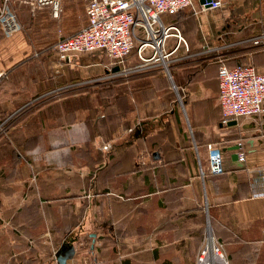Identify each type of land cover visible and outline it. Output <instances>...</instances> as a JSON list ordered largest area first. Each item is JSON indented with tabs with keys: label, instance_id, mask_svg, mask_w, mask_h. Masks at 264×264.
<instances>
[{
	"label": "crops",
	"instance_id": "obj_1",
	"mask_svg": "<svg viewBox=\"0 0 264 264\" xmlns=\"http://www.w3.org/2000/svg\"><path fill=\"white\" fill-rule=\"evenodd\" d=\"M37 1L9 0L17 29L9 36L0 30V120H13L12 140L2 145L14 151L11 164L2 161L0 264L55 262L65 242L85 250L68 264H182L195 259L205 227L225 243L230 264H264V114L221 125L215 65L264 72V50L248 41L264 33L261 2L234 0L216 10L195 3L162 15L186 47L172 52L169 38L166 58L140 70L144 33L137 28L120 85L104 96L39 101L62 85L120 71L102 54L58 63L52 48L85 25L88 0H56L57 17ZM250 11L256 19L236 23ZM208 145L221 150L224 170L202 179ZM239 152L243 163L233 159ZM53 217H62V228L42 225ZM126 247L136 249L131 257L122 255Z\"/></svg>",
	"mask_w": 264,
	"mask_h": 264
},
{
	"label": "built area",
	"instance_id": "obj_2",
	"mask_svg": "<svg viewBox=\"0 0 264 264\" xmlns=\"http://www.w3.org/2000/svg\"><path fill=\"white\" fill-rule=\"evenodd\" d=\"M232 1L234 0H225V2L224 0H88L85 8V25L75 34L61 37L52 50L58 63L62 65L80 54H102L121 72L124 61L135 48V30L140 28L144 33V39L139 41L136 54L143 63L139 69H147L146 66L149 63H156L166 58L165 44L169 38L176 40L172 52L176 51L180 45L186 47L179 28L174 25H165L161 20L162 15H176L192 8L194 3H197L203 10H216ZM37 3L39 5L51 4L52 15L57 17L59 4L56 0H38ZM15 18L10 11L9 0H2L0 30L4 35L9 36L16 31ZM248 41L253 48L264 50V33ZM146 49L151 51L149 58L142 56ZM3 76L4 74L0 73V79ZM217 78L221 125H228L239 118L264 114V72L258 71L250 64L231 68L221 64ZM62 88L66 89V87ZM62 88L45 93L38 100L44 101L59 96ZM206 151L207 166L205 172L200 170L202 179L205 173L219 175L224 170L221 150L214 145H208ZM237 157L238 162H244L243 153L239 152ZM210 234L214 241L215 251L221 253L225 264H228L223 247L215 239L211 229ZM206 244L202 250L200 249L201 251H198L195 264H199Z\"/></svg>",
	"mask_w": 264,
	"mask_h": 264
},
{
	"label": "rangeland",
	"instance_id": "obj_3",
	"mask_svg": "<svg viewBox=\"0 0 264 264\" xmlns=\"http://www.w3.org/2000/svg\"><path fill=\"white\" fill-rule=\"evenodd\" d=\"M250 1V0H249ZM256 0H251L250 4L254 3ZM261 2L259 3V8L257 11L261 12V14H264V0H258V2ZM195 4V3H194ZM257 11H250L244 15H240V16H235L237 17L235 19L236 23H240V24H245L247 25L248 23L245 22V21H249L251 22L253 19H256L257 17H255L254 14H256ZM207 19V18H205ZM250 27H253L250 25ZM184 38V37H183ZM95 54V53H94ZM92 55V54H91ZM216 64V69L218 68L219 65H221V63L219 62H215ZM106 66V65H105ZM107 69V67H106ZM1 73V72H0ZM121 81H122V74L121 72L119 74H116L114 76H111V75H106V74H102L100 75L99 77L97 78H94V79H91V80H87V81H83V82H79L78 84H73V86H70V87H67L66 85L62 87H66V89L62 88V96H65V95H71V94H74V93H85V92H90V91H94V95H97V96H103L105 94L108 93V89L113 85H120L121 84ZM119 90L120 91V94H121V86L119 89H116V91ZM58 97V96H56ZM55 98V97H54ZM53 99V98H52ZM30 107V105H27L23 108V110H28ZM13 122V120H1L0 121V187H1V179L2 177H4L6 174L4 172V168H2V161L3 159L6 161L5 162V165H7L8 163L11 164L12 161L14 160V151H13V148L11 146H6L4 147L2 145V143H5L7 141V143L9 142V139H11V136H7L6 135V132L9 128V125H11V123ZM189 134V133H188ZM6 135V136H4ZM189 136H191L189 134ZM115 143H118V139L115 141ZM75 149V148H73ZM117 153L118 152H114V159L116 160L117 159ZM206 164V161L204 158H200L199 160V175H200V170H202L203 172H205V166ZM167 169V168H166ZM121 195V194H120ZM56 218V219H55ZM55 219V221H54ZM46 222H47V218L45 219ZM48 221H49V217H48ZM41 225V224H40ZM43 226L46 227L49 226V229L52 230L53 228H62V217H53V222H49L48 223H43L42 224ZM48 229V230H49ZM206 232H207V229L205 227L204 229V233H203V237L201 238V244H200V247L198 248L197 252H196V255H195V259L194 260H182V264H195V261H196V257L198 255V251H201L202 248L205 246L206 244ZM49 238V234L45 237V239H48ZM67 244V242H65ZM64 243V244H65ZM55 244H56V241H55ZM54 244V245H55ZM69 244L73 245L71 242H69ZM56 246V245H55ZM74 246V245H73ZM86 249V248H85ZM201 249V250H200ZM55 250V249H54ZM77 253L75 254V256L77 255V258L78 260H81V258L84 256L85 257V250H84V247L82 245H78L77 246V249H76ZM136 249L135 248H131V247H126L123 249V253L122 255L124 257H131L133 255V252L135 251ZM140 252V250L138 249V253ZM52 252L50 253V255L52 256ZM190 254V253H189ZM120 256V255H119ZM184 259H186V257H184ZM190 259H191V255H190ZM47 263V262H46ZM47 264H56L53 260H51L50 263H47Z\"/></svg>",
	"mask_w": 264,
	"mask_h": 264
},
{
	"label": "bare ground",
	"instance_id": "obj_4",
	"mask_svg": "<svg viewBox=\"0 0 264 264\" xmlns=\"http://www.w3.org/2000/svg\"><path fill=\"white\" fill-rule=\"evenodd\" d=\"M207 244L206 248L201 256L199 264H225L224 259L221 256V253H217L214 249V241L210 231L207 232Z\"/></svg>",
	"mask_w": 264,
	"mask_h": 264
},
{
	"label": "water",
	"instance_id": "obj_5",
	"mask_svg": "<svg viewBox=\"0 0 264 264\" xmlns=\"http://www.w3.org/2000/svg\"><path fill=\"white\" fill-rule=\"evenodd\" d=\"M203 4V1H201ZM209 8V7H207ZM118 68L115 69L117 71ZM231 124V123H230ZM234 124V123H232ZM239 147H234L233 150H238ZM233 159H238L237 155H233ZM76 251L75 247L71 244H64L55 254V262L56 264H68L67 262L72 260L75 257Z\"/></svg>",
	"mask_w": 264,
	"mask_h": 264
},
{
	"label": "trees",
	"instance_id": "obj_6",
	"mask_svg": "<svg viewBox=\"0 0 264 264\" xmlns=\"http://www.w3.org/2000/svg\"><path fill=\"white\" fill-rule=\"evenodd\" d=\"M187 10V9H186ZM185 11V10H184ZM182 12V11H181ZM180 13V12H179ZM177 15V14H176ZM174 16V15H173ZM175 26V25H174ZM105 58H106V60H105V62L108 64V66H110V67H114L115 68V65H113L112 64V62L105 56ZM222 65H224V66H226V67H228V68H231V67H234V66H238V65H248V64H244V63H237V64H234V65H232V66H228V65H225V64H222ZM221 66V65H220ZM219 66V67H220ZM256 68V67H255ZM219 69V68H218ZM2 82H3V77L0 79V88H1V86H2ZM106 95V94H105ZM104 96V95H103ZM1 121V120H0ZM208 174H206L205 173V175H204V178H205V176H207ZM211 226H212V229H214V227H213V217H212V219H211ZM213 235H214V237H215V239L222 245V247H224L225 246V243L217 236V234H215V232L213 233ZM224 249H226V247H224ZM226 256H227V262H228V264H230V262H229V256H228V254L226 253ZM195 263H196V261H195Z\"/></svg>",
	"mask_w": 264,
	"mask_h": 264
}]
</instances>
